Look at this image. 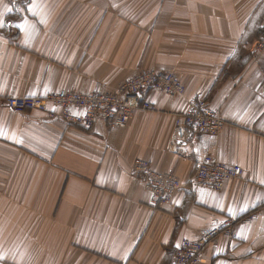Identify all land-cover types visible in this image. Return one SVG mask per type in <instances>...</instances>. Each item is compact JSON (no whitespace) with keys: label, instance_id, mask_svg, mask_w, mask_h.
Here are the masks:
<instances>
[{"label":"crops","instance_id":"crops-1","mask_svg":"<svg viewBox=\"0 0 264 264\" xmlns=\"http://www.w3.org/2000/svg\"><path fill=\"white\" fill-rule=\"evenodd\" d=\"M264 0H0V262L174 264L185 238L233 218L197 264H264ZM168 70L184 96L149 88L153 110L93 128L12 110L9 96L116 90L140 69ZM206 100L219 135L176 119ZM52 109L58 110L51 106ZM207 155L243 175L222 190L193 181ZM137 158L183 183L161 203L133 173Z\"/></svg>","mask_w":264,"mask_h":264},{"label":"built area","instance_id":"built-area-1","mask_svg":"<svg viewBox=\"0 0 264 264\" xmlns=\"http://www.w3.org/2000/svg\"><path fill=\"white\" fill-rule=\"evenodd\" d=\"M255 50H264V39L254 44ZM162 90L170 96L185 95L181 78L173 71L142 68L133 77L123 82L116 90H96L88 93L78 91L53 92L46 97L9 96L4 104L12 110L22 112L38 109L48 112L52 118L88 129L100 120L109 126H125L137 110H153L152 102L143 96L145 90ZM51 106L58 110L52 109ZM225 119L204 100H195L186 113L180 114L175 123L177 140H185L188 131L216 136L225 126ZM133 173L144 188L161 203L170 202L183 188L180 178L172 171L156 170L147 159L137 158ZM243 168L229 166L207 155L199 162L193 181L212 190H222L230 178H240ZM264 214V204L241 216L237 222L246 223ZM235 219L217 220L198 238H185L178 246L174 264H197L207 244L222 234H231Z\"/></svg>","mask_w":264,"mask_h":264},{"label":"rangeland","instance_id":"rangeland-1","mask_svg":"<svg viewBox=\"0 0 264 264\" xmlns=\"http://www.w3.org/2000/svg\"><path fill=\"white\" fill-rule=\"evenodd\" d=\"M259 42V41H258ZM257 43V42H256ZM255 43V44H256ZM185 92H186V88H185ZM204 101H206V100H204ZM208 104H209V102L208 101H206ZM210 105V104H209ZM226 122V121H225ZM78 126V125H77ZM0 264H2L1 262H0Z\"/></svg>","mask_w":264,"mask_h":264}]
</instances>
